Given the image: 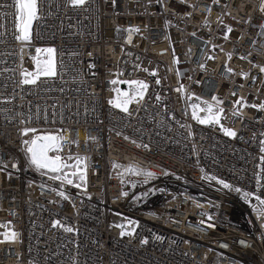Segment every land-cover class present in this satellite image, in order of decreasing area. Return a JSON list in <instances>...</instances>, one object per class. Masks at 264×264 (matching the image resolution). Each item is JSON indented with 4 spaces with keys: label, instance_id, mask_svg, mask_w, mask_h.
I'll return each instance as SVG.
<instances>
[{
    "label": "built area",
    "instance_id": "built-area-1",
    "mask_svg": "<svg viewBox=\"0 0 264 264\" xmlns=\"http://www.w3.org/2000/svg\"><path fill=\"white\" fill-rule=\"evenodd\" d=\"M11 20L0 29V234L18 239L0 242V264H264V212L249 208L264 199V0H46L23 44ZM37 48L56 50L58 75L21 86ZM114 79L148 85L130 114L108 104ZM203 102L223 109L218 124L192 119ZM25 129L73 141L59 154L87 158L85 187L32 166ZM114 213L135 231L121 236Z\"/></svg>",
    "mask_w": 264,
    "mask_h": 264
},
{
    "label": "snow or ice",
    "instance_id": "snow-or-ice-1",
    "mask_svg": "<svg viewBox=\"0 0 264 264\" xmlns=\"http://www.w3.org/2000/svg\"><path fill=\"white\" fill-rule=\"evenodd\" d=\"M46 0H11V3L7 5V7L13 9L11 13H5L0 14V29H4L3 19L7 15H11L12 20V29L11 31L14 33V38L23 43L30 42L31 35H32V28L34 22L38 21L41 18V5L45 3ZM87 0H66L67 5L71 7H82L85 5ZM216 2V0H214ZM5 7V5L0 4V8ZM264 26V25H262ZM138 31V30H137ZM229 31L231 29L229 28ZM4 32L0 31V36H3ZM227 38V37H226ZM36 52L39 54L41 52L47 53V56L45 58L40 59L38 56H33L32 59L35 63V70L32 72H22L21 76L22 79L19 81V84L21 86L23 85H36L38 81H41V77L45 78H52L58 75L57 70V63L55 60V52L56 50L54 48H46V49H40L37 48ZM92 54L89 53V56ZM211 58V57H210ZM90 67H94V65H90ZM261 72H264V67H261ZM154 75V73H152ZM246 75V74H244ZM45 82V81H41ZM110 83L115 86L118 83H126L129 85L130 90L129 91H122L118 87H113L112 91L115 93L114 97L108 100V104L112 106L113 108H117L120 111L124 113H129V105L135 100L136 102H139V100L144 99V92L148 88V85L145 84L143 81H118V80H112ZM159 83V81H157ZM135 85L136 87H132ZM183 86H181V89H178V91H182ZM139 97V100L136 98ZM159 99V97H158ZM187 99H191V97H188ZM199 99V98H197ZM212 100L219 104L221 101L218 100L217 97L213 96ZM204 107H200L197 103H192L190 107L192 108V119L198 121L201 124H218L220 122V114L223 113V109H219L218 112H213V106L209 104L208 102H203ZM236 104L246 106L243 103V98L240 100H237L235 102ZM261 108H264V104L260 106ZM204 112L207 113L204 117H201L198 113ZM237 112H234L233 115H237ZM221 130L226 136L235 137L236 133L232 131L229 128H224L221 126ZM36 129H25L23 134H27L28 132L35 133ZM117 135H120V133H117ZM95 140V137L92 138ZM125 139H128L125 137ZM87 142V141H86ZM25 154L28 158V162L34 166L38 171L40 170H47V172H51L54 175H52L50 178L53 180H59L61 181L62 185L63 183L67 184H73L74 181L69 177V171H71V176L76 177L77 171L80 170L81 166L86 167L85 161L86 157H72L69 156L67 160H75V163L69 164L67 160L62 157L59 153L61 152L62 148L65 144L73 143V141L69 140L64 135H35L33 139L31 140H25ZM261 144L264 145V141H261ZM144 147H147L144 145ZM261 151L264 152V147H261ZM49 153H54V155H49ZM262 161H264V158H262ZM114 167H121L120 165L114 164ZM15 167V165H13ZM129 171H132L133 169L131 166L128 168ZM42 174H46L45 172H42ZM139 174V173H137ZM147 176H152V173H146ZM78 179L83 183L84 181V175L81 172ZM212 179H215V177H212ZM258 181L260 177H257ZM218 183L223 184L225 188H229L230 185L224 183V181H218ZM79 186V185H77ZM54 190V189H53ZM235 191L240 192V189H235ZM58 195L63 197L64 199H70L69 196H67L64 192H59ZM122 195H127V193H122ZM252 193L244 192L242 194L243 199L246 201L252 196ZM256 200L258 202V205L260 206L258 209V213L264 212V199H261L259 196L256 197ZM203 223V221H201ZM129 225H135L136 222L129 220ZM53 227H63V230L65 232H72L73 229L68 226H64L61 224L60 221H54L52 224ZM121 228V236L126 234H131V232H134L135 229L132 228L131 232H126L124 230V225H117ZM0 227L2 228H8L9 224H0ZM0 235H3L4 241H14L18 239V233L15 231H12L9 235L8 233H2ZM156 239H160V237H156ZM3 242V241H0ZM141 243H147V241H141Z\"/></svg>",
    "mask_w": 264,
    "mask_h": 264
},
{
    "label": "rangeland",
    "instance_id": "rangeland-1",
    "mask_svg": "<svg viewBox=\"0 0 264 264\" xmlns=\"http://www.w3.org/2000/svg\"><path fill=\"white\" fill-rule=\"evenodd\" d=\"M40 49H46V48H40ZM47 56V53H44V52H41L39 53V57L40 59L43 60V58H45ZM113 87H118L121 89V86L119 84L113 86L111 85V88ZM132 87H136L135 85H133ZM130 88H129V85L127 84L126 85V90L125 91H129ZM115 95V93H114ZM119 110V109H118ZM191 113H192V108H191ZM205 115L207 114H204V115H200L201 117H204ZM24 130L22 131V142H24L25 140H31L34 138L35 135H43V134H53V135H59V131L57 130H48V131H39L37 130L35 133H32V132H28L26 135L23 134ZM23 146L25 148V145L23 143ZM50 155H54V153H50ZM67 160V158H65ZM67 162L69 164H72V163H75V160H67ZM77 171V176L76 177H72L71 176V171H69V177L71 179H73L74 183L71 184L73 185L74 187H79V188H84L85 187V167L84 166H81V169L80 170H75ZM81 172L83 173L84 175V181L83 183L78 179L79 175L81 174ZM54 175V174H53ZM134 181H137L138 184H145L146 182H143L142 180L140 179H137V180H134ZM66 183V182H65ZM79 185V186H77ZM126 189H129V185H126L125 186ZM260 206L258 205V202L257 200L255 199H252L249 203V208L252 209V210H256L258 209ZM129 220H132L124 215H121V214H117V213H114L111 215L110 217V223L112 226L118 228L121 230L120 227H118L117 225H124V221H129ZM134 221V220H132ZM136 225V224H135ZM135 225H132V227L130 228V230H125L126 232H131V229L134 228ZM0 240H1V235H0Z\"/></svg>",
    "mask_w": 264,
    "mask_h": 264
},
{
    "label": "bare ground",
    "instance_id": "bare-ground-1",
    "mask_svg": "<svg viewBox=\"0 0 264 264\" xmlns=\"http://www.w3.org/2000/svg\"><path fill=\"white\" fill-rule=\"evenodd\" d=\"M115 173L116 174H121V170L116 169ZM5 233H8L10 235V233L8 231H5ZM3 240H4L3 235H1V240L0 241H3Z\"/></svg>",
    "mask_w": 264,
    "mask_h": 264
},
{
    "label": "water",
    "instance_id": "water-1",
    "mask_svg": "<svg viewBox=\"0 0 264 264\" xmlns=\"http://www.w3.org/2000/svg\"><path fill=\"white\" fill-rule=\"evenodd\" d=\"M49 155H50V153H49ZM45 171H47V170H45ZM51 173V172H50Z\"/></svg>",
    "mask_w": 264,
    "mask_h": 264
},
{
    "label": "trees",
    "instance_id": "trees-1",
    "mask_svg": "<svg viewBox=\"0 0 264 264\" xmlns=\"http://www.w3.org/2000/svg\"><path fill=\"white\" fill-rule=\"evenodd\" d=\"M127 174H128V171H127Z\"/></svg>",
    "mask_w": 264,
    "mask_h": 264
}]
</instances>
